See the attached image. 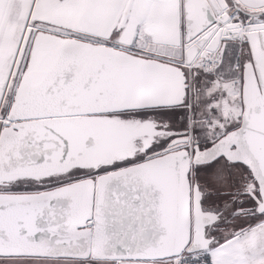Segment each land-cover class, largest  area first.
Listing matches in <instances>:
<instances>
[{"label":"snow or ice","instance_id":"6c2138e0","mask_svg":"<svg viewBox=\"0 0 264 264\" xmlns=\"http://www.w3.org/2000/svg\"><path fill=\"white\" fill-rule=\"evenodd\" d=\"M0 264H264V0H0Z\"/></svg>","mask_w":264,"mask_h":264}]
</instances>
